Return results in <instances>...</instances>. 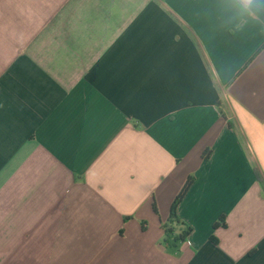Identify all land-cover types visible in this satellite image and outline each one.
I'll return each instance as SVG.
<instances>
[{"label": "crops", "instance_id": "crops-1", "mask_svg": "<svg viewBox=\"0 0 264 264\" xmlns=\"http://www.w3.org/2000/svg\"><path fill=\"white\" fill-rule=\"evenodd\" d=\"M234 5L0 0V264H264V11Z\"/></svg>", "mask_w": 264, "mask_h": 264}, {"label": "trees", "instance_id": "trees-1", "mask_svg": "<svg viewBox=\"0 0 264 264\" xmlns=\"http://www.w3.org/2000/svg\"><path fill=\"white\" fill-rule=\"evenodd\" d=\"M191 183V180L189 179L187 181V183L185 184V186L183 187V189L180 191V193L177 195V197L175 198V200L172 203L171 206V210H170V217L168 219L167 224L163 225L164 231H165V242H167L171 237H173V242L172 245L174 247L177 246L178 242H183L186 237L189 235L191 228L188 226H185V224H182L177 216V207L178 204L181 202V200L183 199L185 192L187 191V188L189 187ZM177 225H183L184 227L182 228V230L179 232L178 235L174 236L175 233V227ZM218 226H223L226 227V221H225V217L222 216L218 222L215 223L214 227H218ZM212 239L215 241V238L212 237Z\"/></svg>", "mask_w": 264, "mask_h": 264}, {"label": "clouds", "instance_id": "clouds-1", "mask_svg": "<svg viewBox=\"0 0 264 264\" xmlns=\"http://www.w3.org/2000/svg\"><path fill=\"white\" fill-rule=\"evenodd\" d=\"M234 8L241 17L257 19L264 11V0H235Z\"/></svg>", "mask_w": 264, "mask_h": 264}]
</instances>
